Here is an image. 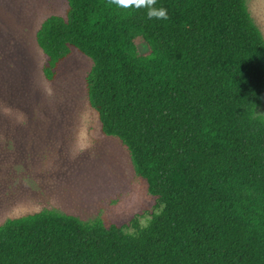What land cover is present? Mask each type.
<instances>
[{
	"label": "trees",
	"instance_id": "1",
	"mask_svg": "<svg viewBox=\"0 0 264 264\" xmlns=\"http://www.w3.org/2000/svg\"><path fill=\"white\" fill-rule=\"evenodd\" d=\"M68 4L36 33L43 74L53 81L73 48L91 58L101 131L126 146L159 210L131 232L53 209L8 218L0 264H264V35L246 0H155L166 20ZM13 106L0 98V155L20 124Z\"/></svg>",
	"mask_w": 264,
	"mask_h": 264
},
{
	"label": "rangeland",
	"instance_id": "2",
	"mask_svg": "<svg viewBox=\"0 0 264 264\" xmlns=\"http://www.w3.org/2000/svg\"><path fill=\"white\" fill-rule=\"evenodd\" d=\"M246 3L264 35V0ZM68 7V0H0V98L16 105L6 109L13 114L22 107L9 153L0 155L9 162L0 171V225L53 209L131 232L133 219L146 225L158 212L157 199L126 146L101 131L87 95L91 58L73 48L53 81L43 74L46 55L36 33ZM257 114L264 115V99Z\"/></svg>",
	"mask_w": 264,
	"mask_h": 264
},
{
	"label": "clouds",
	"instance_id": "3",
	"mask_svg": "<svg viewBox=\"0 0 264 264\" xmlns=\"http://www.w3.org/2000/svg\"><path fill=\"white\" fill-rule=\"evenodd\" d=\"M112 3L120 8H147L148 19H167V11L164 8L156 9L153 7L155 0H112Z\"/></svg>",
	"mask_w": 264,
	"mask_h": 264
}]
</instances>
